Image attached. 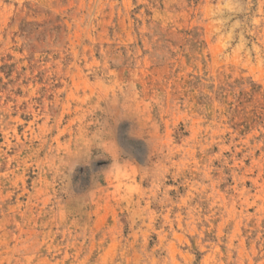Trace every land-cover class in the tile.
Returning <instances> with one entry per match:
<instances>
[{
    "label": "rangeland",
    "instance_id": "obj_1",
    "mask_svg": "<svg viewBox=\"0 0 264 264\" xmlns=\"http://www.w3.org/2000/svg\"><path fill=\"white\" fill-rule=\"evenodd\" d=\"M0 264H264V0H0Z\"/></svg>",
    "mask_w": 264,
    "mask_h": 264
},
{
    "label": "bare ground",
    "instance_id": "obj_2",
    "mask_svg": "<svg viewBox=\"0 0 264 264\" xmlns=\"http://www.w3.org/2000/svg\"><path fill=\"white\" fill-rule=\"evenodd\" d=\"M134 77H135V76H134ZM154 77H155V76H154ZM161 78H162V77H161ZM163 78H164V77H163ZM168 78H169V77H168ZM105 79H106V78H105ZM116 82H117V81H116ZM162 82H163V80H162ZM167 84H168V83H167ZM73 85H74V84H73ZM116 87H117V86H116ZM163 88H164V87H163ZM73 89H74V88H73ZM96 89H97V88H96ZM118 89H119V88H118ZM167 90H168V89H167ZM65 92H66V91H65ZM60 93H61V92H60ZM115 94H116V92H115ZM129 94H130V93H129ZM136 94H137V93H136ZM116 95H117V94H116ZM134 96H135V95H134ZM164 97H165V96H164ZM172 97H173V96H172ZM101 99H103L104 101H106V95H104ZM117 99H118V98H117ZM150 99H151V98H150ZM170 99H171V98H170ZM143 100H144V99H143ZM175 100H176V99H175ZM73 101H74V100H73ZM126 101H127V100H126ZM141 101H142V100H141ZM106 102H107V101H106ZM136 102H137V101H136ZM143 102H144V101H143ZM171 102H172V101H171ZM132 103H133V102H132ZM132 103H131V104H132ZM156 103H157V102H156ZM143 105H144V104H143ZM151 105H153V104H151ZM154 105H155V104H154ZM176 106H177V104H176ZM115 107H116V106H115ZM150 107H151V106H150ZM150 107H149V108H150ZM135 108H136V107H135ZM175 108H176V107H175ZM118 109H119V108H118ZM155 109H156V107H155ZM155 109H154V110H155ZM163 112H164V111H163ZM149 113H150V112H149ZM165 114H166V113H165ZM116 117H117V116H116ZM155 117H156V116H155ZM114 119H115V118H114ZM54 120H55V119H54ZM127 121H128V120H127ZM93 123H94V122H93ZM100 124H101V123H100ZM106 125H108V124H106ZM111 127H112V126H111ZM127 129H128V127H127ZM130 131H131V130H130ZM126 136H127V135H126ZM130 137H131V136H130ZM132 138H133V137H132ZM135 141H136V140H135ZM137 141H138V140H137ZM147 144H148V143H147ZM147 144H146V145H147ZM120 146H121V145H120ZM129 146H130V145H129ZM147 146H148V145H147ZM153 147H154V146H153ZM155 148H156V147H155ZM121 149H122V148H121ZM121 149H120V150H121ZM130 149H131V148H130ZM161 151H162V150H161ZM133 155H134V154H133ZM136 156H137V155H136ZM133 157H134V156H133ZM147 158H148V157H147ZM149 158H150V157H149ZM148 160H149V159H148ZM148 160H147V161H148ZM73 161H74V160H73ZM129 161H130V160H129ZM165 164H166V163H165ZM69 165H70V164H69Z\"/></svg>",
    "mask_w": 264,
    "mask_h": 264
}]
</instances>
